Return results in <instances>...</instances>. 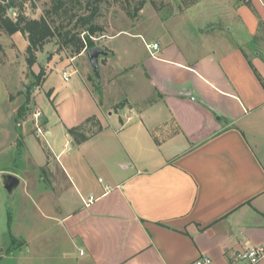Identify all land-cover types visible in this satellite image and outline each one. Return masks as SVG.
Listing matches in <instances>:
<instances>
[{
  "label": "crops",
  "instance_id": "1",
  "mask_svg": "<svg viewBox=\"0 0 264 264\" xmlns=\"http://www.w3.org/2000/svg\"><path fill=\"white\" fill-rule=\"evenodd\" d=\"M192 8L196 37L156 39L151 52L145 42L138 69L112 44L120 31L100 60L107 85L84 74L82 88H53V101L63 91L80 101L64 116L92 111L103 129L75 144L74 125L46 120L49 159L34 161L25 135L23 153L12 148L0 169V264H229L264 248V0Z\"/></svg>",
  "mask_w": 264,
  "mask_h": 264
},
{
  "label": "rangeland",
  "instance_id": "2",
  "mask_svg": "<svg viewBox=\"0 0 264 264\" xmlns=\"http://www.w3.org/2000/svg\"><path fill=\"white\" fill-rule=\"evenodd\" d=\"M77 1L81 3L83 0ZM197 1L154 0V3H151L150 0H108L101 4L97 20V25L104 28L105 35L91 39L94 48L110 52L108 38L123 31L112 44L116 46L124 63H135L139 69L147 53L145 42L153 44L156 39L171 37L176 41H188L195 36L193 32L197 23L194 16L197 15L199 8L192 10L190 8ZM143 2H146L144 8L137 11ZM52 4V0H29L25 12L31 18L39 19ZM206 6L204 4L201 7L205 9L206 14L203 10L199 11L203 12V16L208 13ZM10 16L14 18L15 13H10ZM139 34L142 37L133 36ZM27 46L28 42L22 34L9 35L0 28V169L9 165L11 156L15 154L11 153L12 148L19 156L23 153V135L26 137L25 148L32 154L34 161L39 162L47 158L46 153L41 150L49 139L46 135V120H49L51 126L63 118L65 123L77 127L94 117V115L86 117L92 111L86 110L81 114L82 110L77 108L69 110L64 116V108L79 105V99L68 98L63 91L57 93L55 95L57 98L53 101L47 96L50 90L82 88L81 76L84 74L91 88L107 85L106 73L104 72L103 80L102 75L98 80L88 56L77 59L74 63L80 74L70 75L75 70L73 66L70 67L73 55L71 50L63 45L61 39L54 38L45 43L43 51L37 54L38 62L32 69H29L26 61ZM100 60L104 64L108 63L103 57ZM65 73L70 76V82H65ZM26 97L29 103L24 105ZM22 106L23 109L19 111ZM37 112L42 113L38 122L35 119ZM37 125L42 128L43 134L37 135ZM75 144L65 149L61 155L63 159L76 155L78 149ZM58 147L63 149L61 145ZM26 163H31V159L27 157ZM55 166L58 168L57 163ZM8 241L12 244L10 237ZM17 244L16 241L12 245Z\"/></svg>",
  "mask_w": 264,
  "mask_h": 264
},
{
  "label": "trees",
  "instance_id": "3",
  "mask_svg": "<svg viewBox=\"0 0 264 264\" xmlns=\"http://www.w3.org/2000/svg\"><path fill=\"white\" fill-rule=\"evenodd\" d=\"M52 1L53 4L45 10L44 15L34 19L25 12L29 0H0V28L9 35L20 33L26 38L28 42L26 61L29 69L37 64V54L43 51L45 43L51 39H61L63 45L70 49L75 57L94 48L92 38L105 35L104 28L97 25V20L100 16L101 4H105L108 0H83L81 3L77 0ZM150 1L154 3V0ZM145 4L146 2L141 3L137 11H141ZM11 10H14V18L10 16ZM51 95L52 90L47 93L49 98ZM28 103L29 99L26 97L24 105ZM126 105H128L127 101L120 102L114 106V110L117 111ZM102 129L103 126L99 120L92 117L82 125L67 130L76 144H82ZM45 151L49 159L50 152L46 148ZM48 165L49 163L43 168L45 177H47ZM15 242L13 238L12 244Z\"/></svg>",
  "mask_w": 264,
  "mask_h": 264
},
{
  "label": "built area",
  "instance_id": "4",
  "mask_svg": "<svg viewBox=\"0 0 264 264\" xmlns=\"http://www.w3.org/2000/svg\"><path fill=\"white\" fill-rule=\"evenodd\" d=\"M159 48L158 44L147 45L149 52L157 51ZM152 54V53H151ZM153 55V54H152ZM69 77L65 73V81H69ZM42 116L41 112L35 114V119L38 122L39 118ZM43 134L42 128L37 125V135ZM83 254V252H82ZM264 259V248L254 247L247 248L245 250L236 252L232 255L229 264H259ZM191 264H215L214 260L208 256H201L194 260Z\"/></svg>",
  "mask_w": 264,
  "mask_h": 264
},
{
  "label": "water",
  "instance_id": "5",
  "mask_svg": "<svg viewBox=\"0 0 264 264\" xmlns=\"http://www.w3.org/2000/svg\"><path fill=\"white\" fill-rule=\"evenodd\" d=\"M13 10H11V14H13ZM108 53L106 51H104L103 49L101 48H93V49H90L87 51V56L90 60V63L92 65V68H93V71H94V74L96 76V78L98 80L101 79V74H100V58L101 57H105L107 56ZM15 180V178H10L7 182V187L10 186V184Z\"/></svg>",
  "mask_w": 264,
  "mask_h": 264
}]
</instances>
